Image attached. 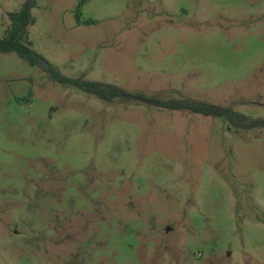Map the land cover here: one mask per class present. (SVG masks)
<instances>
[{
	"label": "rangeland",
	"instance_id": "374dc122",
	"mask_svg": "<svg viewBox=\"0 0 264 264\" xmlns=\"http://www.w3.org/2000/svg\"><path fill=\"white\" fill-rule=\"evenodd\" d=\"M26 0H0L8 13ZM37 0L63 75L264 119V0ZM0 264H264V128L106 101L0 54Z\"/></svg>",
	"mask_w": 264,
	"mask_h": 264
},
{
	"label": "trees",
	"instance_id": "16d2710c",
	"mask_svg": "<svg viewBox=\"0 0 264 264\" xmlns=\"http://www.w3.org/2000/svg\"><path fill=\"white\" fill-rule=\"evenodd\" d=\"M36 7L37 0H26L19 11L8 13L10 25L5 34L0 35V54L15 53L28 61L32 67H39L49 74L55 82L81 88L102 100L127 99L169 110L188 111L203 116L225 118L234 126L242 129L264 128V119L254 120L231 108L190 99L164 101L143 94H130L112 84L90 81L84 78H70L63 75L50 61L33 48V43L30 40V28L36 23V17L33 14Z\"/></svg>",
	"mask_w": 264,
	"mask_h": 264
},
{
	"label": "crops",
	"instance_id": "0c3cea01",
	"mask_svg": "<svg viewBox=\"0 0 264 264\" xmlns=\"http://www.w3.org/2000/svg\"><path fill=\"white\" fill-rule=\"evenodd\" d=\"M22 8V7H21ZM19 11V10H18Z\"/></svg>",
	"mask_w": 264,
	"mask_h": 264
}]
</instances>
